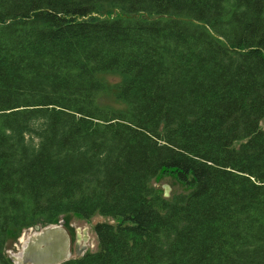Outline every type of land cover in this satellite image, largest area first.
<instances>
[{"label": "trees", "instance_id": "1", "mask_svg": "<svg viewBox=\"0 0 264 264\" xmlns=\"http://www.w3.org/2000/svg\"><path fill=\"white\" fill-rule=\"evenodd\" d=\"M263 124L264 0H0V264L98 213L122 221L60 264H264Z\"/></svg>", "mask_w": 264, "mask_h": 264}, {"label": "water", "instance_id": "2", "mask_svg": "<svg viewBox=\"0 0 264 264\" xmlns=\"http://www.w3.org/2000/svg\"><path fill=\"white\" fill-rule=\"evenodd\" d=\"M170 185H164L163 197L167 198L170 192ZM78 217L86 226H78L73 224L71 219H59L58 222L46 225L36 224L35 232L29 236L24 243L21 252V258L15 255L10 256L14 264H60L72 258H78L87 251H96L99 248V242L95 233V225L99 222L95 220L93 225L90 220ZM95 217V216H94ZM91 220H93V218ZM115 220L109 223L114 224ZM92 234L97 242V248L94 250L90 247Z\"/></svg>", "mask_w": 264, "mask_h": 264}, {"label": "rangeland", "instance_id": "3", "mask_svg": "<svg viewBox=\"0 0 264 264\" xmlns=\"http://www.w3.org/2000/svg\"><path fill=\"white\" fill-rule=\"evenodd\" d=\"M116 14H119L118 10L112 9L109 6H105L101 13L98 14L99 17H107V16H114ZM99 78L104 82L106 89L99 94L98 101L104 106L111 107L113 109H120V110H126V105H124L121 101L117 99L116 93H117V84H119L123 76L118 72H102L99 74ZM264 125V124H263ZM168 184L170 185L171 189L169 192V195L167 199L173 200L175 195L181 194V193H188L191 190V187L182 183L174 173H166V174H158L151 182L150 185L154 187L160 194H163L164 192V185ZM95 216V217H94ZM93 217V220H90V224L93 225V222L95 220L98 221H105L110 222V220H115L113 223L117 224L122 221L121 218H113L110 216L95 214ZM69 217V218H68ZM68 217H62V219H65L73 222V224L78 226H86V224L81 221L78 217L75 215H69ZM68 218V219H67ZM61 219V218H60ZM35 232L34 226L25 228L21 231L19 234H14L13 232L10 234L9 243L7 246V252L10 256L17 255V253L21 252V249L28 240L29 236L32 235ZM90 247L92 249H96L97 242L94 238V235L92 234V240L90 241ZM15 255V256H16Z\"/></svg>", "mask_w": 264, "mask_h": 264}, {"label": "bare ground", "instance_id": "4", "mask_svg": "<svg viewBox=\"0 0 264 264\" xmlns=\"http://www.w3.org/2000/svg\"><path fill=\"white\" fill-rule=\"evenodd\" d=\"M16 257L20 259L21 258V254H17Z\"/></svg>", "mask_w": 264, "mask_h": 264}]
</instances>
